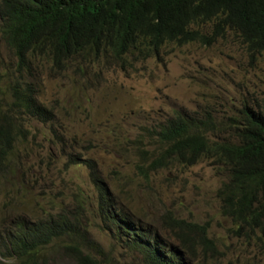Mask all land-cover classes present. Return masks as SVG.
<instances>
[{
  "label": "rangeland",
  "instance_id": "1",
  "mask_svg": "<svg viewBox=\"0 0 264 264\" xmlns=\"http://www.w3.org/2000/svg\"><path fill=\"white\" fill-rule=\"evenodd\" d=\"M167 52L164 63L152 59L134 64L131 58L128 70L104 60L63 69L50 61L39 63L38 101L54 111V119L21 122L24 131L7 166L0 167V232L3 226L11 230L20 222L33 224L64 214L80 229L77 242L83 235L99 248L90 254L102 264H145L101 222L99 189L86 164L92 162L119 208L164 238L169 234L162 226L171 224L165 217L205 227L216 251L199 257V264H264L260 235L242 231L224 216L218 197L228 182L223 167L205 160L193 167L145 170L148 177L140 170L162 150L152 133L177 112L200 118L209 114L228 124L239 116L243 103L261 99L264 54L251 57L234 38L211 48L171 45ZM15 70L16 58L0 36L5 98ZM74 243L75 237L61 238L41 258L46 264H78L67 249Z\"/></svg>",
  "mask_w": 264,
  "mask_h": 264
},
{
  "label": "trees",
  "instance_id": "2",
  "mask_svg": "<svg viewBox=\"0 0 264 264\" xmlns=\"http://www.w3.org/2000/svg\"><path fill=\"white\" fill-rule=\"evenodd\" d=\"M0 36L16 58L8 98L0 86V167L5 168L25 118L44 123L54 119V111L38 101L35 72L40 62L63 69L104 60L128 70L131 58L134 64L152 59L163 63L171 45L211 48L230 38L251 57L259 56L264 54V0H0ZM152 134L162 150L148 168H140L146 177L205 160L223 167L228 182L218 197L224 216L242 231L259 234L258 241L264 243V96L243 103L239 116L228 124L209 114L200 118L177 112ZM86 164L99 189L101 222L145 264H199V257L216 251L205 227L165 217L171 224L162 226L169 234L164 238L119 208L95 175L93 163ZM57 216L33 224L20 222L11 230L3 226L0 260L46 264L41 258L44 249L61 238L75 237L76 243L67 249L77 263L102 264L90 254L99 248L83 235L77 242V225L64 214Z\"/></svg>",
  "mask_w": 264,
  "mask_h": 264
},
{
  "label": "clouds",
  "instance_id": "3",
  "mask_svg": "<svg viewBox=\"0 0 264 264\" xmlns=\"http://www.w3.org/2000/svg\"><path fill=\"white\" fill-rule=\"evenodd\" d=\"M165 59V58H164ZM160 63V62H159ZM163 63H164V61H163Z\"/></svg>",
  "mask_w": 264,
  "mask_h": 264
}]
</instances>
